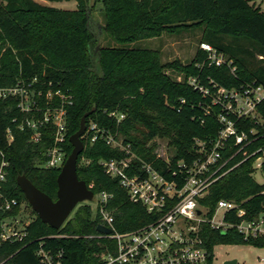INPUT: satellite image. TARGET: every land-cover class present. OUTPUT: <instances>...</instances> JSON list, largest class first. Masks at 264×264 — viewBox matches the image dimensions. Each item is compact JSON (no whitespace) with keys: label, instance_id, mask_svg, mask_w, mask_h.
<instances>
[{"label":"trees","instance_id":"1","mask_svg":"<svg viewBox=\"0 0 264 264\" xmlns=\"http://www.w3.org/2000/svg\"><path fill=\"white\" fill-rule=\"evenodd\" d=\"M44 1H74L76 9L48 7L35 0H0V88L36 78L42 83L50 82L52 90L59 89L71 97L66 107V156L72 149L69 137L78 130L82 115L88 113L86 124L95 122L123 145H129L137 158L166 176L165 162L155 159V140L167 141L174 152L173 161L189 163L198 156L195 139L208 142L220 130L214 117L218 107H211L212 113L206 115L210 98L189 85V78L211 93L212 83L227 89L243 83L264 87V12L250 0H102V24L96 34L90 27L94 6H89L87 0ZM195 29L202 32L200 43L211 45L231 61L233 74L227 65L209 66L207 54L199 47L187 64L178 60L161 63L158 51L132 47L141 40ZM97 36L109 44L102 46ZM171 70L182 76L180 82L167 74ZM56 103L54 100L53 105ZM111 112L124 118L117 122L108 116ZM256 112L259 121L235 122L238 132L253 139L250 150L264 147V99ZM26 117L18 110L16 99L0 100V151L9 164L2 191L18 201L12 212L0 215V221L17 216L21 204L28 206L15 182L20 174L56 199L59 171L40 166L45 149L51 145V134L46 133L38 144L29 143L30 131L18 127ZM7 128L13 136L10 144L6 140ZM81 141L84 150L77 159V177L94 194L113 195L107 210L113 216L115 229L123 232L151 222L154 217L141 205L130 202L117 179L107 176L99 165L100 160L125 157V152L102 140L92 144ZM235 150L230 141L223 156ZM82 159L87 163L80 164ZM240 159L237 154L232 163ZM257 174L261 183L254 179L251 158L217 179L201 201L208 210L207 217L213 215L219 200L237 204L245 212L243 219L264 216V165ZM31 212L34 219L25 228V238L0 243V264H40L35 256L39 245L62 251L64 264H101L96 254L111 242L85 238L96 234L97 224L88 203L79 204L59 230L43 224ZM224 220L233 224L240 221L234 211L226 213ZM200 236L209 252L206 264H212L216 245L264 247V236L245 239L235 229L221 233L204 225Z\"/></svg>","mask_w":264,"mask_h":264},{"label":"built area","instance_id":"2","mask_svg":"<svg viewBox=\"0 0 264 264\" xmlns=\"http://www.w3.org/2000/svg\"><path fill=\"white\" fill-rule=\"evenodd\" d=\"M199 49L207 54L209 66L227 65L230 73L235 72V67L230 66L231 61L211 45L200 43ZM188 84L210 98V104L204 110L206 115L212 113L211 107H218L214 117L220 130L208 142L195 139L198 156L189 163L173 161V155L163 157L155 150V159L166 164V176L151 163L137 158L130 151L129 145H123L120 139L100 129L95 122L90 120L85 124L82 139L90 144L102 140L107 146L125 152V157L100 160L99 165L107 176L117 179L130 202L141 205L154 217L143 226L119 232L115 229L111 212L107 210L113 195L107 192L93 193L94 209L91 208V211H94L92 215L97 220L96 226L111 231L109 234L96 232L95 235L85 237L111 242L96 254L101 264H206L209 252L200 236L204 225L221 233L235 229L245 239L264 234L262 215L252 220L243 219L245 212L237 204L219 200L213 215L208 218V210L201 204L210 186L242 162L253 158L256 174L264 165V147L248 149L253 139L244 132H238L235 127L238 120L259 121L256 106L264 99V87L243 83L238 88L227 89L212 83L214 92L211 93L200 87L194 78H189ZM7 98L16 99L18 110L27 116L18 127L30 131L29 143H40L44 135L50 132L51 145L45 149V159L40 166L60 171L67 158L64 148L67 133L66 107L71 104V97L59 89L52 90L50 82L42 83L33 78L18 80L13 86L0 88V100ZM54 100L57 101L56 105H53ZM108 116L117 122L124 118V115L116 112ZM5 134L10 144L13 141L11 130L7 128ZM250 134H253L252 130ZM230 141L236 150L232 155L224 157L223 152ZM237 154H240L241 159L232 163ZM0 156V215H3L12 212L18 206V201L2 191L9 164L1 151ZM19 207L17 216H7L0 221V243L20 242L25 238V228L29 222L23 224L19 221L18 216L25 205ZM230 211H234L240 219L237 224L224 220L225 214ZM35 256L40 264H64L62 251L45 249L42 245L36 249Z\"/></svg>","mask_w":264,"mask_h":264},{"label":"rangeland","instance_id":"3","mask_svg":"<svg viewBox=\"0 0 264 264\" xmlns=\"http://www.w3.org/2000/svg\"><path fill=\"white\" fill-rule=\"evenodd\" d=\"M35 1L42 5L58 9H76V3L74 1ZM87 1L89 6H94L90 12V27L93 33L96 34L98 32L99 25L102 24V17L100 12L102 0ZM250 4L264 12V0H250ZM201 35L202 32L200 29L187 30L177 35L163 34L157 38L135 42L133 43L132 47L142 50L158 51L161 63H169L174 60H178L182 64H187L194 56L197 47H199ZM97 40L99 43L102 41L100 43L102 46L109 44L107 40H102L101 36H97ZM167 74L172 79L178 82L182 80V76L174 73L172 70L167 71ZM155 142L157 144L156 150L159 154H162L163 157H167L169 155L174 154L173 149L167 145L166 140L157 139L155 140ZM86 163L87 161L85 159H82L80 161V164ZM254 179L258 183L262 182V178L258 174L254 176ZM89 204L93 210L94 199L89 202ZM72 213L70 214L69 218L71 217ZM92 213L94 214V211H92ZM18 217L19 221L23 224L28 223L34 219V215L31 212V208L28 206L23 207L22 213ZM262 236H264V234H262ZM212 256V264H222L225 261L231 260H235L236 264H264V247H254L249 245H216L212 249Z\"/></svg>","mask_w":264,"mask_h":264},{"label":"water","instance_id":"4","mask_svg":"<svg viewBox=\"0 0 264 264\" xmlns=\"http://www.w3.org/2000/svg\"><path fill=\"white\" fill-rule=\"evenodd\" d=\"M87 116L88 113L82 115L78 130L69 137L68 141L72 149L56 178L55 200L33 186L24 174L18 175L15 180L31 210L43 224L54 230H59L62 227L79 204L89 203L93 199V192L84 181L78 179L76 173L78 156L84 150L81 139L85 131ZM95 230L103 234L111 232L110 229L99 225ZM222 264H236V261H225Z\"/></svg>","mask_w":264,"mask_h":264}]
</instances>
